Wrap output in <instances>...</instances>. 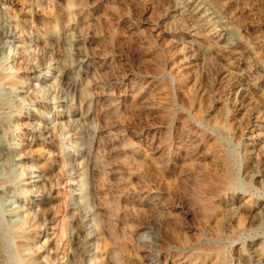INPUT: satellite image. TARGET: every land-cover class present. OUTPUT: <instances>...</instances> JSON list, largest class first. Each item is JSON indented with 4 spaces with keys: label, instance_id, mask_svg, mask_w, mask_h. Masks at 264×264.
I'll use <instances>...</instances> for the list:
<instances>
[{
    "label": "rangeland",
    "instance_id": "1",
    "mask_svg": "<svg viewBox=\"0 0 264 264\" xmlns=\"http://www.w3.org/2000/svg\"><path fill=\"white\" fill-rule=\"evenodd\" d=\"M14 22L25 31L18 47L11 38L0 47V264H65L77 216L94 264H167L174 250L187 264L210 251L249 264L240 255L264 243V224L246 225L238 199L264 204V178L250 176H264V0H0V31L12 34ZM237 41L255 85L236 71L227 43ZM65 62L74 88L60 82ZM126 143L130 165L110 152ZM40 148L55 163L45 221L24 211L38 195L24 183L39 179ZM221 157L234 178L226 192L214 182ZM104 207L115 208L110 219Z\"/></svg>",
    "mask_w": 264,
    "mask_h": 264
},
{
    "label": "bare ground",
    "instance_id": "2",
    "mask_svg": "<svg viewBox=\"0 0 264 264\" xmlns=\"http://www.w3.org/2000/svg\"><path fill=\"white\" fill-rule=\"evenodd\" d=\"M41 28V27H40ZM77 30V27H76ZM24 31V26L19 24L18 22H14L13 23V32L12 34H8L5 32L0 31V47L2 48L1 45H3V41L6 40L7 38H11L12 39V45L16 47H18V43H19V39H20V35L23 33ZM41 31H43V29H41ZM25 32V31H24ZM45 33V32H43ZM37 40V39H36ZM37 42V41H36ZM76 42H78L76 40ZM74 44L75 47V54H78L79 50H78V43ZM38 43H41V41H38ZM228 44V47L230 49V52L232 54L238 53L240 56V62L236 65V71L239 73V76L242 77L244 80H246V83L248 85H255L257 81L252 80V78H250V73L248 71V68L250 66V60L245 57L244 52H243V47L241 42L237 41L234 42L232 44ZM82 45V44H81ZM12 46V47H13ZM5 47V46H4ZM206 48V47H205ZM79 55V54H78ZM226 56V55H225ZM16 57V56H15ZM18 57L20 59L21 58V52L18 51L17 53V58L14 59H18ZM223 58V56H221ZM238 57V55H237ZM8 58V57H7ZM228 58V57H227ZM19 60V59H18ZM223 60V59H222ZM15 61V60H14ZM23 61V60H22ZM21 61V62H22ZM27 62V61H25ZM19 64V63H18ZM23 64V63H22ZM26 65V63H24ZM73 64L70 63L68 64L67 62L63 63L61 65V75H60V82L61 80H63L62 82H65L69 85V87L74 88V83L72 81L71 78V73H72V69H73ZM29 68V67H28ZM32 68V67H31ZM23 69H25V67H23ZM27 69V67H26ZM30 69V68H29ZM251 69V68H250ZM31 71V70H30ZM31 73V72H30ZM56 79V78H55ZM54 79V76H49L48 80L50 82V84L53 85V89L58 87V80L56 79V82ZM257 80V79H256ZM259 80V79H258ZM4 81V80H3ZM263 81V80H262ZM13 82V81H12ZM56 84H58L56 86ZM48 85V83H47ZM10 87V86H9ZM15 87V86H14ZM82 91V90H81ZM55 92V91H54ZM82 93V92H81ZM83 94V93H82ZM79 96V95H78ZM85 100V97H83V101ZM79 102V101H78ZM3 106V105H2ZM23 114V113H22ZM263 120H264V112H263ZM64 119H66L67 121H72L73 116L72 113H67L66 115H62L60 116ZM172 118V117H171ZM68 122V123H69ZM168 123V122H167ZM180 123V122H179ZM264 123V122H263ZM48 128V127H47ZM255 130H259L262 131L261 128L254 126ZM184 129V128H183ZM52 132V131H51ZM185 132V131H184ZM194 137V136H193ZM182 138V137H181ZM184 138V137H183ZM2 139V138H1ZM192 139V138H191ZM251 135L249 132H244L242 135V141L245 145V155L248 154V148H249V143L251 141ZM168 141V140H167ZM183 142V141H182ZM185 143V142H184ZM192 143V142H191ZM190 143V144H191ZM194 143V142H193ZM187 144V143H186ZM190 146V145H189ZM161 147V146H160ZM187 147V146H186ZM23 148V147H22ZM183 148V147H182ZM185 148V147H184ZM28 148V152H29ZM41 149V148H40ZM109 149V148H108ZM0 150L6 151L5 148V144L2 143V141L0 140ZM26 150V149H25ZM255 151V150H254ZM110 152L114 155H119V157H123V165H130V163L133 160V154H134V149L133 147L129 144L126 143L125 145H123L122 149H119V151L117 152L115 149H110ZM152 152V151H151ZM27 153V152H26ZM110 153V154H111ZM184 153V152H183ZM4 154V153H2ZM142 154V153H141ZM7 155V154H6ZM27 155V154H26ZM150 155V154H149ZM187 155V154H186ZM5 156V154L3 155ZM39 156L42 160L43 163L41 166H38L39 169H37V172H39V179L35 180V181H31L29 183H24V185H30L33 186L36 191L38 192V195H34V200H32L30 203H28V207H26L24 209V211L26 213H29V211L35 209L36 213H37V217L41 218V221H45V218H50L52 219L54 217L53 214V206L50 205V202L45 199L44 195L46 194V183L47 180H49L51 178V176L54 174V170H55V163H51L50 159L47 157L46 155V151L41 149L38 153V155H36V157ZM182 156V155H181ZM184 156V155H183ZM6 157V156H5ZM90 156L88 155V158ZM143 157V158H142ZM141 158L142 160L139 162V164L142 166L145 161H146V156L143 155ZM110 158V157H109ZM140 158V159H141ZM150 158V157H148ZM7 159V158H5ZM10 159V158H9ZM39 159V158H38ZM96 159V158H95ZM117 161V158H115ZM50 160V161H49ZM90 160V159H89ZM112 160V159H111ZM155 160V159H154ZM190 160V159H189ZM188 160V161H189ZM5 161V160H4ZM121 161V160H120ZM149 161V160H147ZM146 161V162H147ZM195 161V160H194ZM220 161V173L214 178V182L218 187L220 188L222 191L226 192L232 189L233 185H234V178H233V173H232V169L230 166L229 161L227 160V157H221ZM155 162V161H154ZM151 163V162H150ZM147 164V163H146ZM158 164V163H157ZM97 165V164H96ZM148 165V164H147ZM216 165V164H215ZM137 166V165H135ZM194 166V165H193ZM149 167H151V165H149ZM196 168V167H195ZM117 169V168H116ZM11 170V169H10ZM119 170V169H118ZM123 170V169H122ZM3 171V170H2ZM6 171V170H5ZM22 171V170H21ZM111 171V170H110ZM124 171V170H123ZM218 171V170H217ZM248 172V171H247ZM21 173V172H20ZM249 173V172H248ZM22 174V173H21ZM37 175V174H36ZM250 176L251 178H254L256 180L261 181L263 177H261V174L259 173V171H254L252 169V171H250ZM181 178V177H180ZM197 178V177H196ZM140 179V178H139ZM169 179V178H168ZM182 179V178H181ZM192 179V178H191ZM118 180V179H117ZM22 181V180H21ZM137 181V180H136ZM193 181V179H192ZM195 181V180H194ZM264 181V180H263ZM123 183V182H122ZM96 184V183H95ZM94 184V185H95ZM138 184V183H137ZM142 184V183H141ZM2 185V183H1ZM114 185V184H113ZM122 185V184H121ZM212 186V185H211ZM264 186V185H263ZM210 187V186H208ZM96 188V187H94ZM125 188V187H124ZM117 188H115L116 190ZM116 192V191H115ZM216 192V191H215ZM36 193V192H33ZM129 194V193H128ZM145 194V193H144ZM147 194V193H146ZM207 194V193H206ZM196 195V194H195ZM192 196V195H191ZM220 196V195H219ZM193 197V196H192ZM118 198H120V196H118ZM238 199V198H237ZM244 199V198H243ZM202 200V199H201ZM120 201V200H119ZM195 201L199 202L197 199H195ZM246 200H244V202L241 201V199H238V202L240 203L239 206L240 207H245L247 210V215L245 223L246 225H251V224H264V204L262 203H255V204H250L248 202H245ZM112 202V201H111ZM124 203V202H123ZM126 203V202H125ZM135 203V202H134ZM215 203V202H214ZM138 204H145V199L141 198L138 199ZM125 205V204H124ZM123 206V205H122ZM129 206V205H127ZM133 206V204H132ZM130 207V206H129ZM138 207V205H137ZM140 208V207H139ZM144 208V207H143ZM147 209V207H146ZM149 209V208H148ZM101 210V209H100ZM129 210V209H128ZM141 210V209H140ZM115 208L112 209H108L106 207H104L102 209V212L100 213L102 216L104 217L103 219H110V216H112L114 214ZM236 211V210H235ZM77 214V213H76ZM219 214L218 211H213L211 213H209V215L206 218L207 224L214 228L216 227V223L218 222V218H219ZM172 219V218H171ZM82 219H80L79 216L76 217V229L74 232V240L72 241L73 244L72 245V250L69 253H65L66 255V263L65 264H82V260L86 259V258H90L88 260V262L86 264H94L93 260L91 259L92 257V253H91V246L92 243H90L87 246V243H89L90 238H89V234H87L83 228V224H82ZM89 223V222H88ZM104 223H106L104 221ZM111 223V222H110ZM120 223V222H119ZM74 224V225H75ZM87 225V224H86ZM123 225V224H122ZM244 225V224H243ZM25 226V225H24ZM92 228V227H91ZM207 228V226H206ZM238 228H242L241 226ZM237 228V229H238ZM208 230V229H207ZM212 230V229H211ZM216 230V229H215ZM25 234H29L32 235V237L27 239V242L30 243L32 241V239L34 238L33 235L35 233V226L32 223H28L27 226H25V228L22 230ZM89 231V229H88ZM94 233V232H93ZM217 233V232H216ZM215 233V234H216ZM218 234V233H217ZM121 235V234H120ZM126 235V234H125ZM126 237V236H125ZM111 241L114 244H117L119 247V243L116 240V238L114 236H110ZM81 239H86V243L85 244H81L80 240ZM19 240V239H18ZM174 240V239H173ZM110 241V240H109ZM34 242V241H33ZM47 242V241H46ZM262 242V241H261ZM261 242H252V244H250V249H251V256L249 257L246 254L241 253V258L243 259L244 262H248L249 264H264V243ZM112 244V243H111ZM25 245V244H24ZM115 246V245H114ZM121 246V245H120ZM25 247V246H24ZM31 249V248H30ZM129 249V248H128ZM108 251V250H107ZM182 251V250H181ZM108 253V252H107ZM132 254V253H131ZM137 254V253H136ZM106 255V254H105ZM111 255V254H110ZM106 258V257H105ZM29 261V260H28ZM36 261L35 259H32L30 262H34ZM105 264H121V262L118 260V258L116 256H113L111 258L108 257V259L105 260ZM132 264V263H131ZM167 264H187V259L186 257H182L181 255H179L177 253V251H172L171 254L167 255ZM202 264H221V258L219 253L215 252V251H210L208 253L205 254V256L202 258Z\"/></svg>",
    "mask_w": 264,
    "mask_h": 264
}]
</instances>
